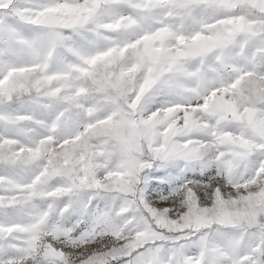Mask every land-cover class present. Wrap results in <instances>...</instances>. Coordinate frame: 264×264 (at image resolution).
Instances as JSON below:
<instances>
[{
	"label": "rangeland",
	"instance_id": "rangeland-1",
	"mask_svg": "<svg viewBox=\"0 0 264 264\" xmlns=\"http://www.w3.org/2000/svg\"><path fill=\"white\" fill-rule=\"evenodd\" d=\"M0 264H264V0H0Z\"/></svg>",
	"mask_w": 264,
	"mask_h": 264
}]
</instances>
